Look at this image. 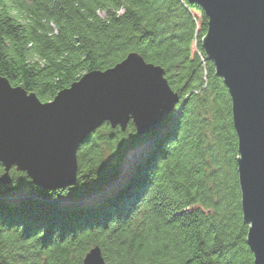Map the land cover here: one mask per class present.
<instances>
[{
    "label": "trees",
    "instance_id": "obj_1",
    "mask_svg": "<svg viewBox=\"0 0 264 264\" xmlns=\"http://www.w3.org/2000/svg\"><path fill=\"white\" fill-rule=\"evenodd\" d=\"M189 0H0V75L53 100L137 52L181 101L140 136L109 123L78 150L75 184L43 190L14 168L0 187V264H254L232 99L207 59ZM4 167L0 163V174Z\"/></svg>",
    "mask_w": 264,
    "mask_h": 264
},
{
    "label": "water",
    "instance_id": "obj_2",
    "mask_svg": "<svg viewBox=\"0 0 264 264\" xmlns=\"http://www.w3.org/2000/svg\"><path fill=\"white\" fill-rule=\"evenodd\" d=\"M189 1L208 16L202 47L232 99L247 244L254 264H264V0ZM165 74L131 52L48 102L0 75V187L14 168L43 190L67 188L78 178L81 144L103 124L125 131L132 122L140 136L161 128L181 101ZM84 264H107L100 246Z\"/></svg>",
    "mask_w": 264,
    "mask_h": 264
},
{
    "label": "snow or ice",
    "instance_id": "obj_3",
    "mask_svg": "<svg viewBox=\"0 0 264 264\" xmlns=\"http://www.w3.org/2000/svg\"><path fill=\"white\" fill-rule=\"evenodd\" d=\"M253 227V226H252Z\"/></svg>",
    "mask_w": 264,
    "mask_h": 264
}]
</instances>
